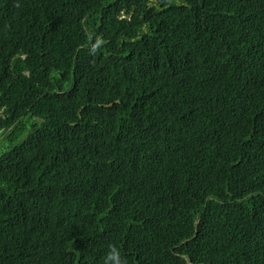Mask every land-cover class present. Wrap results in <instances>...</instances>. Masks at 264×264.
Listing matches in <instances>:
<instances>
[{"label":"trees","instance_id":"trees-1","mask_svg":"<svg viewBox=\"0 0 264 264\" xmlns=\"http://www.w3.org/2000/svg\"><path fill=\"white\" fill-rule=\"evenodd\" d=\"M1 138L0 264H264V0H0Z\"/></svg>","mask_w":264,"mask_h":264},{"label":"clouds","instance_id":"clouds-1","mask_svg":"<svg viewBox=\"0 0 264 264\" xmlns=\"http://www.w3.org/2000/svg\"><path fill=\"white\" fill-rule=\"evenodd\" d=\"M101 41H97L96 45H93L92 51H96V49L99 47ZM206 224V222L202 221L200 218H198L193 225L189 227H181V229H188L193 226L196 227L195 234L197 236V227L199 224ZM208 223V222H207ZM244 228L243 223L241 222V229ZM256 234L250 235L248 231H246V243L252 241L255 238ZM191 264V262H189ZM188 263V264H189ZM104 264H127V260L124 256H122L121 251L119 248H117L115 245H109L108 251L104 257Z\"/></svg>","mask_w":264,"mask_h":264},{"label":"water","instance_id":"water-1","mask_svg":"<svg viewBox=\"0 0 264 264\" xmlns=\"http://www.w3.org/2000/svg\"><path fill=\"white\" fill-rule=\"evenodd\" d=\"M12 128H13V127H11V129H12ZM2 140H3V138L0 139V142H1ZM189 264H190V263H189Z\"/></svg>","mask_w":264,"mask_h":264}]
</instances>
